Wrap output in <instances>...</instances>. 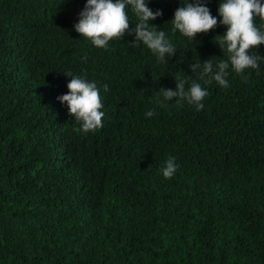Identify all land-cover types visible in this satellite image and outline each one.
Returning <instances> with one entry per match:
<instances>
[{
    "label": "trees",
    "instance_id": "trees-1",
    "mask_svg": "<svg viewBox=\"0 0 264 264\" xmlns=\"http://www.w3.org/2000/svg\"><path fill=\"white\" fill-rule=\"evenodd\" d=\"M188 2L148 0L177 49L158 62L127 33L106 49L80 37L86 0H0V264H264V58L227 88L205 84L227 29L173 34ZM219 3H204L218 21ZM69 73L100 89V130L78 131L57 99ZM175 78L207 90L202 110L157 104Z\"/></svg>",
    "mask_w": 264,
    "mask_h": 264
},
{
    "label": "clouds",
    "instance_id": "clouds-1",
    "mask_svg": "<svg viewBox=\"0 0 264 264\" xmlns=\"http://www.w3.org/2000/svg\"><path fill=\"white\" fill-rule=\"evenodd\" d=\"M205 0H191V2L177 8L171 20L172 33H179L192 43L199 34H207L218 24L226 26L222 35L214 38V43L220 48L226 60L213 63L208 59L202 64L199 79L205 84L215 82L227 88V77L231 73L243 77L249 69L259 68L260 59L254 51L264 44V3L261 0H220L218 15L214 17L210 9L204 6ZM148 0H86L83 10L79 13V20L74 24V30L89 41L96 48H107L110 41L123 39L125 34L133 35L131 47L141 43L156 57L158 62H168L177 51L176 46L163 30H157L150 21L162 15L161 10L153 11L148 6ZM137 18L135 26L130 29L128 10ZM257 20L260 26H257ZM251 53V54H250ZM86 59V58H85ZM193 73L201 69V64L190 65ZM67 84L68 92L57 97L61 104H66L68 114L74 117L80 125L78 131L84 134L96 132L103 127L104 112L100 89L95 82L72 76ZM176 89L161 88L157 96V104L172 101L175 98L177 106L184 103L194 106L197 111L204 108L203 100L208 95L207 90L196 81L186 89L188 81L175 78ZM104 91L108 86L104 85ZM162 96V100H161ZM153 110L146 112V117H152ZM178 165L174 157H169L161 171L166 179L174 176Z\"/></svg>",
    "mask_w": 264,
    "mask_h": 264
}]
</instances>
